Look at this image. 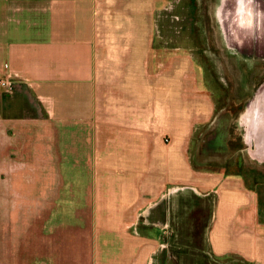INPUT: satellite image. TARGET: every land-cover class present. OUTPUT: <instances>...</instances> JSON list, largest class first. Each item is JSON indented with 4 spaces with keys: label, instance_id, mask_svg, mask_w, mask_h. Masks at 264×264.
I'll return each mask as SVG.
<instances>
[{
    "label": "crops",
    "instance_id": "obj_1",
    "mask_svg": "<svg viewBox=\"0 0 264 264\" xmlns=\"http://www.w3.org/2000/svg\"><path fill=\"white\" fill-rule=\"evenodd\" d=\"M160 5L0 0V74L25 113H0V264H264L255 185L193 164L216 105L189 51L156 50ZM176 186L215 193L203 249L175 245Z\"/></svg>",
    "mask_w": 264,
    "mask_h": 264
},
{
    "label": "rangeland",
    "instance_id": "obj_2",
    "mask_svg": "<svg viewBox=\"0 0 264 264\" xmlns=\"http://www.w3.org/2000/svg\"><path fill=\"white\" fill-rule=\"evenodd\" d=\"M160 1L155 15L156 50L189 51L200 70L196 77L208 86L216 105L214 120L195 129L191 141L193 164L241 174L248 184L255 185L264 209V105L253 106L254 113L247 125L243 118L264 85V0ZM13 95V90L7 93L0 88L3 116L24 113L17 109L19 103ZM8 140L11 141L10 135L5 143ZM169 194L177 198L180 232L174 235L175 245L203 249L207 246L205 226L215 193L176 186ZM183 215L186 219L180 221ZM196 254L193 251L191 264H202L203 252ZM207 264L224 262L208 256ZM229 264L247 263L230 259Z\"/></svg>",
    "mask_w": 264,
    "mask_h": 264
},
{
    "label": "bare ground",
    "instance_id": "obj_3",
    "mask_svg": "<svg viewBox=\"0 0 264 264\" xmlns=\"http://www.w3.org/2000/svg\"><path fill=\"white\" fill-rule=\"evenodd\" d=\"M217 6V5H216ZM223 6V5H222ZM215 9V8H214ZM224 11V10H223ZM213 15V14H212ZM221 30V29H220ZM220 35V34H219ZM224 39V38H223ZM230 45V44H229ZM232 52V51H231ZM251 58V57H249ZM252 61V60H251ZM256 104H258L260 107L262 105H264V85L262 87V91L261 93H259L258 95L255 96V98L252 100L251 102V106L252 108L250 110H248L249 112H245L243 113V118H245V124L247 125L250 121V118L251 116L253 115L254 113V110H253V106H256ZM263 116H264V113H263ZM263 139H264V136H263Z\"/></svg>",
    "mask_w": 264,
    "mask_h": 264
},
{
    "label": "built area",
    "instance_id": "obj_4",
    "mask_svg": "<svg viewBox=\"0 0 264 264\" xmlns=\"http://www.w3.org/2000/svg\"><path fill=\"white\" fill-rule=\"evenodd\" d=\"M13 87V80L8 74H0V88L5 92H10Z\"/></svg>",
    "mask_w": 264,
    "mask_h": 264
},
{
    "label": "flooded vegetation",
    "instance_id": "obj_5",
    "mask_svg": "<svg viewBox=\"0 0 264 264\" xmlns=\"http://www.w3.org/2000/svg\"><path fill=\"white\" fill-rule=\"evenodd\" d=\"M261 149V148H260Z\"/></svg>",
    "mask_w": 264,
    "mask_h": 264
}]
</instances>
